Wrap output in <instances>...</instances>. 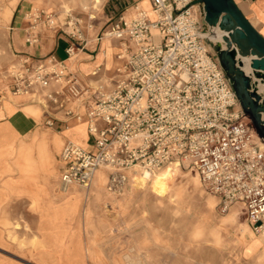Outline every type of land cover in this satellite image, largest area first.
I'll return each instance as SVG.
<instances>
[{
  "label": "built area",
  "instance_id": "2783aa9c",
  "mask_svg": "<svg viewBox=\"0 0 264 264\" xmlns=\"http://www.w3.org/2000/svg\"><path fill=\"white\" fill-rule=\"evenodd\" d=\"M146 1L151 19L133 0L130 15L118 16L97 36L116 43L117 65L106 81L93 86L68 71L71 57L86 44L82 21L69 12L60 19L52 11L30 8L22 15L24 46L34 47L41 30H55L67 39L65 61L18 59L4 70L0 104L7 96H32L44 126L57 122L56 115L63 124L85 123L90 150L63 142L59 190L86 191L103 169L105 191L119 195L135 175H152L167 164L191 168L199 185L216 198L219 213L239 206L249 230L264 241V144L241 113L216 57L208 53L211 41L204 33L210 27L202 20L201 4ZM243 75L249 90L263 97L264 86L252 69Z\"/></svg>",
  "mask_w": 264,
  "mask_h": 264
},
{
  "label": "rangeland",
  "instance_id": "374dc122",
  "mask_svg": "<svg viewBox=\"0 0 264 264\" xmlns=\"http://www.w3.org/2000/svg\"><path fill=\"white\" fill-rule=\"evenodd\" d=\"M15 1L0 0V33L8 32ZM26 1L24 13L43 9L80 19L83 32L89 30L87 47L133 3L113 15L104 0ZM139 4L149 9L146 0ZM208 46L216 57L220 46ZM57 49L55 59L63 44ZM113 52L100 40L96 62L103 59L109 68ZM248 62L240 59L239 68L248 70ZM21 110L36 122L31 133L17 137L0 126V264H264V241L249 230L243 210L235 205L220 214L191 168L165 165L146 183L129 181L119 195L105 191L106 171L100 169L86 191L72 186L61 192L56 155L64 139L84 144V124L57 133L40 124L35 107ZM163 171L168 175L160 194L156 183Z\"/></svg>",
  "mask_w": 264,
  "mask_h": 264
},
{
  "label": "crops",
  "instance_id": "0c3cea01",
  "mask_svg": "<svg viewBox=\"0 0 264 264\" xmlns=\"http://www.w3.org/2000/svg\"><path fill=\"white\" fill-rule=\"evenodd\" d=\"M129 1L133 0H104L103 4L104 6H107V9L110 8L111 11L109 13L113 14V12L117 10L121 11L122 9H124ZM140 1L141 0H139V3ZM232 1L236 5L240 13L243 15V17L248 21V23L252 25L253 28L264 38V0ZM138 5L142 6L141 4ZM27 7L28 2L26 0H16L13 7L11 8L9 19L5 21V24L8 25V28L6 29L8 30V32H6V34L0 33V89L7 83V79L4 76V70L9 66L14 65L20 58H23L25 56H28L32 60H42L46 57L54 58L55 53L58 50V44L62 43V57H60L59 59L54 58V60L58 62L65 61L64 48L67 45V39L55 30H41L39 33L38 43L34 47L27 48L26 46H24L22 42V29L25 23L23 22L22 15ZM130 13L131 10L130 8H128L124 12L117 15V17L120 15L127 17L130 15ZM110 24L111 21L105 27L104 31L109 27ZM90 29H92V24ZM88 32L89 30H87L86 33L83 32L86 44L82 51L75 54V57L77 58L73 65L70 62L68 71L75 74L83 82L93 86L95 84L103 82L104 80L106 81L111 76L114 67L117 65V61L115 59V55L117 54V46L116 43L112 40L101 41L104 45H106V47H109L111 44L114 49V52L111 55L114 64L110 65L109 68H105L104 60L102 59L100 62H96L95 58L99 49L100 40H96L97 37H95V43L92 46H86ZM259 87L261 86L259 85ZM259 87L258 90L262 91L263 88L262 90H260ZM33 102L34 100L32 96H7V98L0 104V126H6L9 131L17 137L27 136L34 130L36 122L30 116H27L22 112L21 109L24 106L35 107L39 112L40 124L42 122L41 110ZM56 120L57 122H55L51 127L48 128H52L53 130L57 131V133H61L69 126L78 124L73 120H68L65 124L60 123L63 121V118L59 115H56ZM80 123L84 124L85 141L84 144H79L85 145L88 149L90 147V143L85 132V123ZM73 130L75 131V129ZM65 140L66 139H64L63 142ZM53 145L55 146V144ZM58 154L56 155L57 172L59 171ZM0 170L2 172L1 164Z\"/></svg>",
  "mask_w": 264,
  "mask_h": 264
},
{
  "label": "water",
  "instance_id": "95a60500",
  "mask_svg": "<svg viewBox=\"0 0 264 264\" xmlns=\"http://www.w3.org/2000/svg\"><path fill=\"white\" fill-rule=\"evenodd\" d=\"M201 4L206 26H216L226 33L221 40L224 48L216 51V60L227 78L239 109L252 125L264 144V96L250 91L248 79L235 61V52L240 58H249V68L264 86V38L243 17L232 0H197ZM234 50H233V49Z\"/></svg>",
  "mask_w": 264,
  "mask_h": 264
},
{
  "label": "bare ground",
  "instance_id": "6f19581e",
  "mask_svg": "<svg viewBox=\"0 0 264 264\" xmlns=\"http://www.w3.org/2000/svg\"><path fill=\"white\" fill-rule=\"evenodd\" d=\"M146 12L147 15H150L151 18L153 17L152 13L150 12V10H144ZM150 18V19H151ZM204 35L208 38V40H210L211 42H216V43H220L221 45V48H224V43L222 42L221 40V37L222 36H226V33H224L223 31H220L216 26L214 27H210V31L208 33H204ZM101 41H106L105 38H102ZM74 56L71 57V59H73ZM240 61V59L242 61H245V60H248L249 61V58L248 57H237ZM71 59H70V62H71ZM240 69V68H239ZM247 69L246 71H242L243 74H247L249 72V62L247 63ZM261 86V85H260ZM263 86L259 87L260 90H262ZM83 124V123H82ZM85 139V138H84ZM71 141V140H69ZM85 141V140H84ZM73 143H75L76 145L80 146L81 148L83 149H87V147L85 145H81L77 142H74V141H71ZM168 165V164H167ZM170 165H173V164H170ZM164 167V166H163ZM167 172L166 171H163L159 176H158V180L160 183H156V191L159 192L160 194H162L164 192V181H166L165 179L167 178ZM152 177V175H144V176H140V175H135L132 179V182L135 183V184H138V183H146L149 181V179ZM69 189V188H68ZM68 189L66 190H61V192H65L67 191Z\"/></svg>",
  "mask_w": 264,
  "mask_h": 264
}]
</instances>
